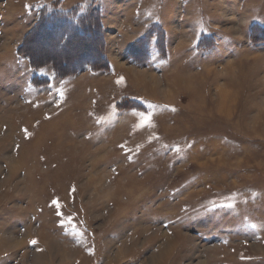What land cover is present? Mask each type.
Wrapping results in <instances>:
<instances>
[{
	"label": "rangeland",
	"instance_id": "1",
	"mask_svg": "<svg viewBox=\"0 0 264 264\" xmlns=\"http://www.w3.org/2000/svg\"><path fill=\"white\" fill-rule=\"evenodd\" d=\"M16 3L21 23L0 28V264H264V0ZM92 7L96 38L57 51L79 72L19 52L29 34L39 59L59 48L36 34L43 10Z\"/></svg>",
	"mask_w": 264,
	"mask_h": 264
},
{
	"label": "trees",
	"instance_id": "2",
	"mask_svg": "<svg viewBox=\"0 0 264 264\" xmlns=\"http://www.w3.org/2000/svg\"><path fill=\"white\" fill-rule=\"evenodd\" d=\"M97 14L98 9L94 7H92L88 12H86V14L82 15L81 17L76 14L75 10H72V12L65 13L64 17L60 15L58 17H53L47 14L45 10H43L40 21V29L36 32V34L39 38L43 37L45 41H48V39H52V43L49 45H52L54 43L55 48H57L58 46L59 48L54 51L49 50L50 52L48 53H43V58H41L40 56L39 59V57L35 55L36 53L33 49L34 38H36V36H34V38L30 40L29 34L27 35V39L29 38V40L25 44L20 46L18 50L19 52H23L30 58L31 66L33 68H43L49 64H52L55 72L62 77L69 74H73V71L76 70L77 72H79L80 69H83L85 66H87L85 64V61H80L73 65H69V62H67L57 51L68 54L67 42H61L63 38L67 39L68 35L76 37L77 39L83 41H93L94 38H96L97 36L96 26L99 27V20ZM54 24H59L58 30L55 29V27L57 26ZM68 25H70V28L67 27ZM86 49L90 51V54L94 59H90L91 61L89 62V65L92 66L93 69H98L97 64L98 62H101V56H99V53L97 54L98 51H95V49L91 46L86 47ZM103 62H105V58H103L102 63ZM105 66H102V69H105Z\"/></svg>",
	"mask_w": 264,
	"mask_h": 264
},
{
	"label": "crops",
	"instance_id": "3",
	"mask_svg": "<svg viewBox=\"0 0 264 264\" xmlns=\"http://www.w3.org/2000/svg\"><path fill=\"white\" fill-rule=\"evenodd\" d=\"M17 1L19 2L22 0ZM24 7L25 6L22 4L21 10L16 0H0V28L2 29L1 34H4V37L6 35L9 37L13 35L15 31L13 28L17 27L22 21L21 13L22 11L25 13Z\"/></svg>",
	"mask_w": 264,
	"mask_h": 264
},
{
	"label": "snow or ice",
	"instance_id": "4",
	"mask_svg": "<svg viewBox=\"0 0 264 264\" xmlns=\"http://www.w3.org/2000/svg\"><path fill=\"white\" fill-rule=\"evenodd\" d=\"M141 116L143 117V119L145 120V122H150V117H145L144 114H141ZM36 241H33V243H35Z\"/></svg>",
	"mask_w": 264,
	"mask_h": 264
}]
</instances>
